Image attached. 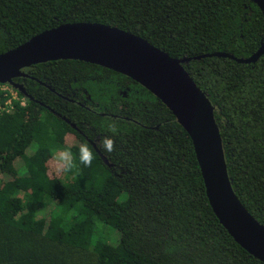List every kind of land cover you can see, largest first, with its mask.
<instances>
[{
  "label": "trees",
  "instance_id": "1",
  "mask_svg": "<svg viewBox=\"0 0 264 264\" xmlns=\"http://www.w3.org/2000/svg\"><path fill=\"white\" fill-rule=\"evenodd\" d=\"M68 23L116 27L173 59H191L183 67L214 107L233 191L264 226V55L253 64L193 59L253 55L264 44L257 5L0 0V54ZM23 72L28 78L14 81L23 83L31 100L0 116V264H263L219 223L189 136L146 89L75 60ZM56 114L89 137L114 139V152L99 144L111 167L93 151L91 167L49 169L62 150L70 149L79 163V145L86 143ZM113 123L115 134L109 129ZM32 144L36 150L27 155ZM100 225L118 232L116 245L97 237Z\"/></svg>",
  "mask_w": 264,
  "mask_h": 264
},
{
  "label": "water",
  "instance_id": "2",
  "mask_svg": "<svg viewBox=\"0 0 264 264\" xmlns=\"http://www.w3.org/2000/svg\"><path fill=\"white\" fill-rule=\"evenodd\" d=\"M251 1L264 17V0ZM263 55L261 43L248 58L213 53L193 59L217 57L253 64ZM58 60L81 61L111 70L136 82L158 99L192 142L206 196L219 223L236 244L264 264V226L252 217L233 191L214 107L183 67L191 59H173L144 39L116 27L68 23L0 54V84L10 85L31 100L23 86L14 80L28 77L23 72L26 68ZM93 148L102 163L110 168L108 160L94 145Z\"/></svg>",
  "mask_w": 264,
  "mask_h": 264
},
{
  "label": "clouds",
  "instance_id": "3",
  "mask_svg": "<svg viewBox=\"0 0 264 264\" xmlns=\"http://www.w3.org/2000/svg\"><path fill=\"white\" fill-rule=\"evenodd\" d=\"M110 131L115 134L118 129L115 123L109 126ZM102 149L111 153L116 150L115 141L109 136H105L100 141ZM94 159L93 150L87 143H81L79 145V163H77L76 157L73 155L70 149L62 150V154L59 158V163L61 165L59 171L67 173L79 168V165L84 167H91L92 161Z\"/></svg>",
  "mask_w": 264,
  "mask_h": 264
},
{
  "label": "built area",
  "instance_id": "4",
  "mask_svg": "<svg viewBox=\"0 0 264 264\" xmlns=\"http://www.w3.org/2000/svg\"><path fill=\"white\" fill-rule=\"evenodd\" d=\"M27 98L8 84H0V116L25 107Z\"/></svg>",
  "mask_w": 264,
  "mask_h": 264
},
{
  "label": "rangeland",
  "instance_id": "5",
  "mask_svg": "<svg viewBox=\"0 0 264 264\" xmlns=\"http://www.w3.org/2000/svg\"><path fill=\"white\" fill-rule=\"evenodd\" d=\"M36 150V147L34 144H32L26 151V154L29 155V154H32L34 151ZM61 156V155H60ZM59 156V158H60ZM53 157L56 159V160H59L58 157H55V153L53 155ZM60 163L59 161H51L49 163V169H55L56 166H59ZM124 197V196H123ZM103 230V231H102ZM98 232L100 234H98ZM97 232V237H100L102 241H105V242H108L112 245H116L118 240H119V234L117 231L115 230H112L110 227L106 226V225H100V230H98Z\"/></svg>",
  "mask_w": 264,
  "mask_h": 264
},
{
  "label": "flooded vegetation",
  "instance_id": "6",
  "mask_svg": "<svg viewBox=\"0 0 264 264\" xmlns=\"http://www.w3.org/2000/svg\"><path fill=\"white\" fill-rule=\"evenodd\" d=\"M22 78V77H21ZM25 78H28V77H25ZM17 79H19V78H17ZM30 79L31 80H34L32 77H30ZM34 81H36L40 86H43V87H45V88H48L49 86L47 85V84H45V83H43V82H41V81H38V80H34ZM15 83H18V84H21L22 86H23V88H24V85H23V83L22 82H15ZM25 89V88H24ZM65 99V98H64ZM79 104V103H78ZM80 105V104H79ZM88 110L89 111H92L91 109H89L88 108ZM92 113H94V112H92ZM98 114H101V113H97V115ZM103 115H105V114H103ZM59 117V116H58ZM59 118H63V121L65 122V123H67V124H69L70 125V127L72 128V129H74L83 139H84V141L88 144V145H90V147L92 148V150L96 153V151H95V149L93 148V145L100 151V147H99V144H100V139H99V137L98 136H95V137H89L85 132H82L78 127H76L74 124H71V123H69V121L68 120H66L65 119V117H59ZM65 119V120H64ZM72 125L74 126V127H72ZM87 130H90V129H88V128H86V131ZM97 154V153H96Z\"/></svg>",
  "mask_w": 264,
  "mask_h": 264
}]
</instances>
